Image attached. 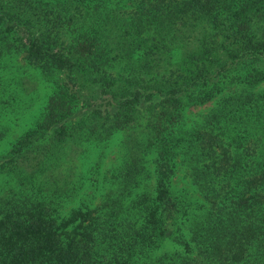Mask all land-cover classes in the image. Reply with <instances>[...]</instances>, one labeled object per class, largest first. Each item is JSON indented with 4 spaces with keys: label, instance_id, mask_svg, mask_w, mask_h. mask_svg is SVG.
Here are the masks:
<instances>
[{
    "label": "trees",
    "instance_id": "16d2710c",
    "mask_svg": "<svg viewBox=\"0 0 264 264\" xmlns=\"http://www.w3.org/2000/svg\"><path fill=\"white\" fill-rule=\"evenodd\" d=\"M8 54L51 92L0 154V264H264V91L224 93L264 81V0H0Z\"/></svg>",
    "mask_w": 264,
    "mask_h": 264
},
{
    "label": "rangeland",
    "instance_id": "374dc122",
    "mask_svg": "<svg viewBox=\"0 0 264 264\" xmlns=\"http://www.w3.org/2000/svg\"><path fill=\"white\" fill-rule=\"evenodd\" d=\"M26 80L31 83L25 82ZM241 87L260 93L264 91V81H260L254 86L244 83L235 84L234 82L224 93L236 96ZM50 92L49 83L42 78L36 68L28 65L21 55L8 54L0 58V124L8 128L5 137L3 136L4 138L0 139V154H3L10 143L32 124L35 117L43 110ZM84 92H89L88 88H84ZM218 101L219 99H214L205 104L192 107L185 113L187 124L200 122L205 114L216 107ZM121 138V133H115L112 136L108 145L103 147V157L99 153L100 147L85 146L87 149L84 157L77 161L79 170L85 176L90 175V168L100 157L101 167L99 171L94 169L91 172L96 173L95 177L101 181L106 172L112 169V165H117L121 160L123 149L119 142ZM260 138L264 140V134ZM171 182L176 189H189L192 199L199 198L202 201L199 192L191 186L184 166L177 165ZM87 187L89 188L87 182H85L80 194H90L91 190ZM100 187L103 191H97L94 203L98 201L100 194L110 187L109 180L106 179V181L101 182ZM73 207H75V203L66 204L61 208L60 215L67 216Z\"/></svg>",
    "mask_w": 264,
    "mask_h": 264
}]
</instances>
